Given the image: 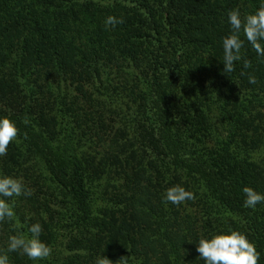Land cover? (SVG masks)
<instances>
[{"label":"trees","instance_id":"obj_1","mask_svg":"<svg viewBox=\"0 0 264 264\" xmlns=\"http://www.w3.org/2000/svg\"><path fill=\"white\" fill-rule=\"evenodd\" d=\"M262 5L0 0V118L18 129L0 178L33 191L0 197L14 211L0 222L8 264H206L196 248L207 219L244 234L264 264V202L245 208L242 191L264 195V126L248 123L264 117V56L241 32L227 73L222 48L228 12ZM108 16L124 23L106 27ZM175 185L195 199L165 202ZM36 223L50 257L8 252Z\"/></svg>","mask_w":264,"mask_h":264},{"label":"clouds","instance_id":"obj_2","mask_svg":"<svg viewBox=\"0 0 264 264\" xmlns=\"http://www.w3.org/2000/svg\"><path fill=\"white\" fill-rule=\"evenodd\" d=\"M228 22L232 29V34L223 38V72L231 73L234 71V62L241 61V49L244 41L240 39V33L243 32L247 42L251 44L255 52L264 56V5H262L255 14H248L241 18L238 9L228 12ZM123 19H117L108 16L105 25L115 27L123 24ZM245 69L251 67V62L243 60ZM241 75H244L241 72ZM250 84L256 83V77L250 75L248 77ZM27 124V118L24 120ZM18 129L9 118H0V157L7 155L9 144L16 140ZM25 138L26 135H25ZM245 196L243 206L245 208L254 209L259 203L264 202V195L259 194L251 187L242 189ZM33 191L26 189L23 182L19 179L11 177L0 178V197L12 198L21 195L31 196ZM195 196L192 192L186 191L182 186L175 185L166 190L164 200L173 205L183 204L185 201L193 200ZM14 216L13 207L0 198V222L11 220ZM30 236L24 234H16L9 237L8 252L19 251L28 259L33 261L44 260L52 254V249L45 243L41 242V225L33 224L28 229ZM196 251L200 254V258L206 264H258L259 253L253 243L249 242L247 237L239 231H229L227 234H217L211 238H201L198 242ZM122 264H127L125 257H121ZM0 264H8V256L0 255ZM97 264H113L107 258H99Z\"/></svg>","mask_w":264,"mask_h":264},{"label":"rangeland","instance_id":"obj_3","mask_svg":"<svg viewBox=\"0 0 264 264\" xmlns=\"http://www.w3.org/2000/svg\"><path fill=\"white\" fill-rule=\"evenodd\" d=\"M123 32H124V30L122 29L120 31V33L123 34ZM102 75H104V77H106V75L109 76L110 75V71L104 72V73H102ZM214 77H216V76H214ZM93 107L97 109V107L95 105H93ZM99 109L100 108H98V110ZM260 118L261 117H248V123L252 122V121H255L254 125L252 127L263 128V126H264V117H263V119H260ZM257 119L262 120V122L261 123L257 122ZM249 127H250V125H249ZM178 174H179V172H176V175H178ZM118 209L123 210V207L122 206L118 207ZM213 223H215V222H212V219H207V220L203 221L201 226H200V228L198 229L199 232L197 234L201 235L202 238H206V239L207 238H211L212 236L217 235V234H224V233H222V231L220 229H217Z\"/></svg>","mask_w":264,"mask_h":264}]
</instances>
